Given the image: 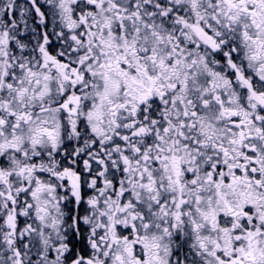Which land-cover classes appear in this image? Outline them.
Returning a JSON list of instances; mask_svg holds the SVG:
<instances>
[{
  "label": "snow or ice",
  "instance_id": "obj_1",
  "mask_svg": "<svg viewBox=\"0 0 264 264\" xmlns=\"http://www.w3.org/2000/svg\"><path fill=\"white\" fill-rule=\"evenodd\" d=\"M0 264H264V0H0Z\"/></svg>",
  "mask_w": 264,
  "mask_h": 264
}]
</instances>
